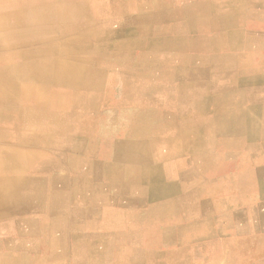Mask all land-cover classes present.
<instances>
[{
  "label": "crops",
  "instance_id": "obj_1",
  "mask_svg": "<svg viewBox=\"0 0 264 264\" xmlns=\"http://www.w3.org/2000/svg\"><path fill=\"white\" fill-rule=\"evenodd\" d=\"M247 10L244 26L233 31V39L228 34L226 46L214 55L225 72L220 82L227 86L212 93L217 102L210 129L203 127L210 132L202 136L204 153L169 158L160 183L142 173L120 175L123 164L116 151L106 160L100 146L74 164L64 165L57 151L45 162L41 157L35 170L27 167L18 177L43 196L33 199L28 214L0 220V226H8L0 232V264H264V0H253ZM0 110L10 120L22 114L11 104ZM3 122L1 135L15 131ZM91 131L92 124L85 129ZM55 143L68 156L83 152L70 143ZM107 162L119 170H106ZM207 169L211 175L204 174ZM46 195L52 196V206L64 205L69 218L77 207L89 212L81 215L76 230L66 226L61 244L49 252L42 250L38 229L42 221L48 223L43 219L47 212L41 211L48 204ZM144 216L154 217L153 222L162 217L164 223L136 222Z\"/></svg>",
  "mask_w": 264,
  "mask_h": 264
},
{
  "label": "bare ground",
  "instance_id": "obj_2",
  "mask_svg": "<svg viewBox=\"0 0 264 264\" xmlns=\"http://www.w3.org/2000/svg\"><path fill=\"white\" fill-rule=\"evenodd\" d=\"M251 3H253V0H57L54 5L48 6L44 4V0H0V62H2L0 64V99H4L0 100V106L11 104L19 108L22 112L21 115L13 120H10L9 115L4 117V119L7 118L9 121H13L22 127L19 131L12 128L15 130L13 133H17V137L0 134V220L13 214L22 216V212L29 208L33 199H36V202L43 196V192L40 188L25 187L24 182L26 179L21 180L18 177L21 174L24 175L27 167L32 171L35 170L38 167L36 162L40 163L39 159L41 157L44 158L42 151L34 150L32 145L41 147L42 144L57 141L65 145L70 143L77 148L80 147L85 149H80L83 150L81 154L79 153L74 156L66 155L65 158L61 157L67 163H64V165H68L74 164L75 159L88 158L93 149L91 144L98 143V146L102 148L103 159L108 160L112 152L116 151V159L123 164V168L119 170L118 166L107 162L106 170H111L113 168L117 169L119 170V174L123 176H131L134 174L136 176L142 173L144 176L147 175L150 178L154 177L156 182L159 181L158 183L163 180L165 172L164 163H166L169 158L184 155L186 152L193 157H198L199 154H203L207 145L202 142V136L210 134V132L206 133V131H203V127H208V130L210 129L213 123L211 114L213 110L212 107H215V103L217 102V99L213 98L212 93L222 91V89L227 86L220 82L225 72L222 73L220 71L221 69L216 65L217 62H219V57L216 58L214 55H217L218 50L226 46L229 38L228 34H230V37L233 39L235 35L233 31H237L238 28L244 26L245 18L249 14L247 8H249ZM120 5L125 7L122 8L121 12L125 13L123 18L125 23L122 24L120 30L115 34L118 36L117 38L120 39L114 41L101 39L103 36L112 34L110 32L111 24L123 20L122 18L116 17L117 12L115 10L116 7ZM225 10H227L226 13L224 12ZM148 13H155V15L159 13L162 18L156 20L154 18L152 21L144 20V17H146L145 15ZM14 15H17L18 18L9 22L7 17ZM30 16H35L36 18L26 22V18ZM53 17L54 19H66L64 20L65 22L74 17L83 20L85 18L99 19V27L95 32H87L86 35L84 34L77 38L78 43L81 42L83 45H91L90 47L93 50L95 49L94 51L98 53V55L91 59L82 57L72 59L71 61L81 64L89 60V62L93 63L95 66L97 62H103L105 64L110 60L114 62V67L117 71H111L108 68V71H104L105 73L100 75L101 79L98 83L101 82L104 90L97 96L100 97L99 103H102L105 99V97L103 98V94L108 85V83H105L112 79H109V77L118 76L123 79L121 80V86L118 92L120 94L118 99L119 105H128L132 110L126 116L121 138H112L111 135L107 137L96 125L95 118L94 129L91 131L92 135H89V132H85V129L93 122L92 116L87 115V112L73 116L74 127L72 128V135L51 134V132L47 130V127L50 123V129L51 127L57 129V124L53 122L54 120L45 125L39 123V121H41V116L48 113L42 111L31 113L24 110L22 103L19 102L20 100L30 99L32 96L42 100L46 94H49V96L59 95L58 90L53 89L54 81L59 83L60 87H62L65 86L64 80L68 78L73 81H77L76 79H78V77L79 79L88 78L87 81H89L90 78L97 73L93 69L89 72L87 71L88 73L83 75L79 67L72 68L73 70L68 67L66 75L61 76V70H59L60 63L58 64V61L56 62L53 60H51V62L56 65L54 66L55 69L47 73L43 70V65L39 64L35 67L33 72H30L32 74L28 75L26 69H24L26 66L25 64H27L26 59H23L22 66L20 63H17L11 67L14 57L26 58L22 57L21 54L23 53H32L31 55L29 54L27 58L30 61L33 60V62L34 59L43 58V56L39 54L42 49L37 47L42 42L40 30L41 26H44L46 21ZM174 19L177 20L172 24ZM96 23L97 22H95V24ZM250 23H252V21ZM168 28L173 30L176 29V32L174 34H165L163 40L160 39L159 35H161L160 33L162 31L157 34L158 31L164 30L167 32ZM134 35H140L145 39L143 42L145 48L139 51V54H137L134 59V63L132 62L133 64L128 63V65L124 66L125 58L122 56L124 47L122 46H135L136 38H133ZM57 41L49 43L46 49L51 52L55 48L54 46L63 42ZM27 46H32V48L35 46V49H32L30 52H21V50H24ZM109 47L112 51V55L108 53L109 50L105 51V49ZM167 47L170 49L168 53H171V55L173 54L172 58L170 59L167 56L164 58L166 62L158 64L153 63L154 66L159 67L162 65L163 68H192L193 71L191 75L193 79L191 85L188 83L181 85L180 98H177L176 104L173 103L172 106L173 113L158 115L153 109L139 107L141 104L140 99L132 100V98L127 97L129 94L133 93V91L138 90V92L141 93L138 86L136 87V85H131V83H129L135 71H140L142 66L146 65L149 60L153 62L152 60H154L155 57L153 59L152 57L156 55L155 52L158 49ZM40 61L42 62V60ZM123 61L124 63H122ZM14 67L16 69H21L14 73ZM13 73L18 74L13 75ZM26 85L32 86L27 87ZM63 90L64 92L60 91V95H76V91L74 90H69V92L67 91L68 89ZM93 97H95V95L92 92L87 94L84 93L80 99L75 98L73 100H68H70L69 104L72 105L78 104L83 100L88 102ZM217 97L218 96H216V98ZM150 103L151 105L153 104L151 101ZM202 107L205 108L203 109V113H201ZM55 108L56 107H53V109ZM220 108L219 106L218 109H216L214 117H217ZM176 111L179 112L178 118L175 114ZM222 112L223 110L221 113ZM60 113L58 111V114ZM206 113L209 114L207 115ZM64 119L67 123L68 118L66 119V117H64ZM77 121L78 124L75 123ZM60 125H62V127ZM16 127L18 128V126ZM58 127L66 130L67 125L64 126V123L60 124L59 122ZM21 130L24 131L22 132ZM29 130L30 132L28 133ZM87 134L89 136L85 138L84 136ZM166 144L171 146L169 152H165L164 150L161 152L159 150L160 152L158 151L156 153L157 145L166 147ZM31 149L32 151H30ZM3 157H5V159ZM3 160L5 162L9 160L11 166L3 165ZM41 161L45 162V158ZM139 162L143 163L138 165ZM31 170L30 172H32ZM21 171L22 173H20ZM34 178L33 175L30 179ZM30 179L28 182H34V180ZM15 180H17V182H15ZM93 181L95 182V180ZM53 193L58 195L59 192L57 188ZM44 199L48 204H45L43 207L41 205V211L42 213L47 212L45 214L46 217L43 219L48 223L42 221V223H39L38 229L41 232V244L46 245L48 243L50 249H52L53 244L54 246L58 244V242L59 245L61 244L60 240L62 239V233L65 231L66 226L68 228L70 224H72L71 226L76 230V223H83L79 220L81 215L83 213L88 214L89 212L77 207L71 213L73 218H69V216L66 215L68 209L64 205L60 207L52 206L51 195H46ZM41 203L42 202H40V204ZM36 211L37 209H34L33 213L35 214ZM26 213L28 214L29 211L27 210ZM68 218L70 223H67ZM7 227V224L6 226H0V232L5 231ZM29 230L32 232L36 231L37 226H29ZM74 235H79V233H75ZM47 238L52 239L50 243ZM31 240L35 242V237ZM20 264H24L23 261H21Z\"/></svg>",
  "mask_w": 264,
  "mask_h": 264
},
{
  "label": "rangeland",
  "instance_id": "obj_3",
  "mask_svg": "<svg viewBox=\"0 0 264 264\" xmlns=\"http://www.w3.org/2000/svg\"><path fill=\"white\" fill-rule=\"evenodd\" d=\"M56 2H57V0H44V4L48 5V6H52V4L54 5V3H56ZM122 8H125V7L120 5L119 7H116L115 11L117 12L116 17L123 19L125 13H121ZM224 12L226 13L227 10H225ZM145 16L146 17H144V20H148V21H152L154 18H155V20L162 18L161 14H159V13H157L156 15H155V13H148ZM17 18H18L17 15L7 17V19H9V22H12V20H16ZM35 18H36L35 16H30V17H27L25 21L28 22L30 20H34ZM64 20H66V19H54V17H53V18L48 19V21H46V24L44 26H41L40 35H41L42 42L37 47L42 49V51L39 52L40 56H43L42 59H34V62H33V60L30 61L27 58V57H29V54L31 55L32 53H23V54H21L22 57H26V58H17V57L13 56L14 58H13V62L11 64V67L17 63H20V65L22 66L23 59H26L27 64H25L26 66L24 67V69H26L28 75H31L32 73H30V72H33L35 67L39 64L43 65L42 68L45 71V73H47V72L55 69L54 66H56V65H54L51 62V60H53L56 62L58 61L57 62L58 64L60 63L59 70H61L60 71L61 76L66 75L68 67L71 69L72 68L74 69L75 67H79L81 69V73L83 75L87 74L89 71H91L93 69L98 74L97 73L94 74L95 76L91 77L89 81H87L88 78L87 79L86 78L85 79H82V78L79 79L78 76L77 77L79 80L76 79L77 81H73L70 78H68L69 80L68 79L64 80L65 86H62V87H60L59 83H56V81H54L53 89L58 90L59 95H53V96L50 95L49 96V94H46V96L42 100L36 99L35 97L32 96V97H30V99L20 100L19 102L22 103V107L24 108V110H27L31 113L35 112V111H42V112L48 113V114H44L41 116V121H39V123H42L43 125H45V124H48V122H51L54 120L53 122L54 123L56 122L57 129H54L53 127H51V129H50L49 128L51 126L50 123L47 127V130L49 132H51V134H58V135H67V134L70 135L71 134L72 135V128L74 127L73 116H76L77 114H84L87 112L86 113L87 115L92 116L91 118L93 120V122H92L93 129H94V124H95L94 123V118H95L96 125L101 130V132H103L107 137L111 135L112 138H121L122 128L124 127L125 122H126V116L132 110V108L129 107L128 105H124V106L119 105L118 99L120 97V94L118 92H119V89L121 86V80H123V79L119 78L118 76L109 77V79H111V78L112 79H111V81L109 80V81H106V83H105V84L108 83V85L104 91L103 98L105 97V99L102 101V103H99L100 97L97 96L99 93H101V91L104 90V87H102L101 82L98 83V81L101 79L100 75H102L106 71H108V68L111 71H117V69L114 67V62L112 60L108 61L107 64H105L103 62L102 63L97 62V65L95 66L93 63L89 62V60L87 62H83L81 64H78V63L71 61L72 59L82 58V57L86 58V59H91V58H94L96 55H98V53H96L94 51L95 49L93 50L90 47L91 45H88V44L83 45V44H81V42L78 43L77 38L83 36L84 34L86 35L87 32L88 33L95 32L97 30V28L99 27V22H98L99 19L85 18L83 20V19H76V17H74V18L69 19L66 22ZM87 20H89V21H87ZM176 20L177 19H174L172 21V24H174ZM95 22H97V23L95 24ZM48 23H51V24H48ZM124 23L125 22L123 19V20L117 21V23L114 22V24H111L110 25V27H111L110 32L112 34L110 33L111 35H109V36H103L101 39H107V40L109 39L108 41H114V40L120 39V38H117L118 36H116L115 34L120 30V27ZM49 27H50V29H49ZM64 27H65V29H64ZM113 28H115V29H113ZM175 30L176 29L173 30V29H169V28L167 29V32H165L164 30H159L157 34H159V32L162 31L160 33L161 35H159V36H160V39L163 40V36L165 34H174L176 32ZM59 31H60V33H59ZM133 38H136L135 39V42H136L135 46H122V47H124L122 50V56L125 58V60H124L125 63H124V61L122 62V63H124V66L128 65V63L133 64L136 55L139 54V51L142 50V48H145V45H143L144 44L143 42L145 39L142 36L134 35ZM57 40L63 41V42L57 46H54L55 48L51 51L52 52L51 53L50 50L46 49V47L49 46L48 45L49 43H51L53 41H57ZM81 46H82V48L83 47L84 48L82 49ZM32 49H35V46H34V48H32V46H27V48H25L24 50H21V52L22 51L23 52H30V51H32ZM63 50H65V51H63ZM107 50H109L108 53L110 55H112V51H111L110 47L105 49V51H107ZM168 52H170V49L168 47L164 48V49H162V48L158 49L155 52L156 55L152 57V59L155 57L154 60H152L153 62H150V60H149L146 63V65L142 66V69H140V71H135V74L132 75V77L130 78V82H129V83H131V85H136V87L138 86V89L140 88L139 90H141V93H139L138 90L133 91V93L129 94L127 98H132V100H139L140 99L141 104L139 107H145L148 109H153L156 111V113L158 115H163L166 113H171V114L173 113L172 106H173V103L176 102L177 98H180L181 85H183L185 83H188L189 85H191L192 79H193V77L191 75V73L193 71L192 68H174V67L163 68L162 65L159 67L154 66L153 63L158 64V63L166 62V60H164V58L167 56H168V58L171 59L173 54L171 55V53L169 54ZM26 54H28V55H26ZM23 55H25V56H23ZM40 60H42V62ZM44 60H46V61H44ZM28 61H30V62H28ZM1 63L2 62H0V64ZM33 63H34V65H33ZM103 64H105V65H103ZM20 69L19 68L16 69L14 67V73L20 71ZM14 73H13V75L18 74V73L17 74H14ZM142 77H144V78H142ZM157 79H159V80H157ZM31 86L28 85L27 87H31ZM63 89H65V90L68 89L67 90L68 92H69V90H71V91L74 90V91H76V95L75 96H69V95L67 96L64 94L60 95V91L64 92ZM170 91H172V92H170ZM92 92L94 93L95 97L91 98L88 102L83 100V101H80V103H78V104L77 103L72 104V105L69 104L70 100H73L75 98L80 99V97L84 93L87 94V93H92ZM155 92H157V93H155ZM170 94L173 96H171ZM68 99H70V100H68ZM152 99H153V101H152ZM0 100H4V99H0ZM150 101L153 102L152 105H151ZM142 102H143V104H142ZM92 105L94 106V108ZM108 105L111 107H109ZM53 107H56V108L53 109ZM202 108L205 109L204 107H202ZM30 110H32V111H30ZM58 111H59V113L60 112L61 113L58 114ZM201 113H202V111H201ZM175 114H176V117L178 118L179 112L176 111ZM15 115H17V114H15ZM71 116H72V118H71ZM64 117H66V119L68 118L67 123L64 121L65 120ZM2 120H4V122H3L4 124L9 125L11 128H15L17 131H19V129H22V127L19 124L17 125L15 122L9 121L7 118L4 119L3 113L0 110V121H2ZM59 122H60V124L64 123V126L67 125L66 130L61 128L62 125H60L61 127H58ZM75 123L78 124V121ZM16 126H18V128ZM55 131H56V133H55ZM29 132H30V130L28 131V133ZM2 134L15 136L17 133L4 132ZM51 142L52 143L48 142L46 144H42L41 147L32 145L33 146L32 148L34 150H41L42 154H45L44 157H52L54 152H56V151L60 152L59 159L63 160V158H65L66 155H68V154L64 153L62 149H59V147H56L57 143H55V142H57V141H51ZM91 143H93V142H91ZM91 145L93 146V149L91 151H95V152L100 151L97 147L98 143L91 144ZM49 147H51V148H49ZM170 149H171V146H169V144H166V147L157 145V149H156L157 151L156 150L155 151H156V153L159 150L161 152H162V150H164L165 152H169ZM83 150H85V149H83ZM222 150H224V149H222ZM222 150L219 149V151H222ZM30 151H32V149ZM96 154H98V153H96ZM61 157H63V158H61ZM175 157L178 158L179 156L178 157L174 156L173 159ZM6 166H9V160H8V165L6 164ZM173 172H174V170H173ZM204 174L205 175H211L212 169H207L204 172ZM15 182H17V180H15ZM11 183H12V181H11ZM153 218L154 217H152V216H150V217H147V216L146 217L145 216L144 217H138L136 222H139V223H164L162 217H160L161 219L156 218L155 222L152 221ZM129 223H132V222H129ZM111 224H112V227L114 229V223H111ZM14 235L18 236V234H14ZM43 247H44V249H42V250L50 251V249H48L49 248L48 244L44 245Z\"/></svg>",
  "mask_w": 264,
  "mask_h": 264
}]
</instances>
